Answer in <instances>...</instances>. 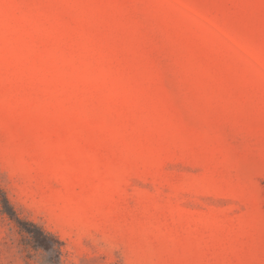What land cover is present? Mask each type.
Wrapping results in <instances>:
<instances>
[{
    "label": "rangeland",
    "instance_id": "1",
    "mask_svg": "<svg viewBox=\"0 0 264 264\" xmlns=\"http://www.w3.org/2000/svg\"><path fill=\"white\" fill-rule=\"evenodd\" d=\"M0 264H264V0H0Z\"/></svg>",
    "mask_w": 264,
    "mask_h": 264
},
{
    "label": "trees",
    "instance_id": "2",
    "mask_svg": "<svg viewBox=\"0 0 264 264\" xmlns=\"http://www.w3.org/2000/svg\"><path fill=\"white\" fill-rule=\"evenodd\" d=\"M42 231H44L43 227H41Z\"/></svg>",
    "mask_w": 264,
    "mask_h": 264
}]
</instances>
